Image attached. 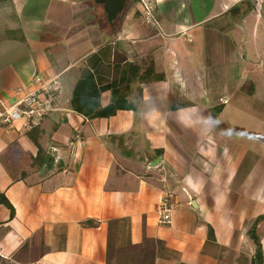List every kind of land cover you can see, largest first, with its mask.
<instances>
[{
    "label": "crops",
    "instance_id": "1",
    "mask_svg": "<svg viewBox=\"0 0 264 264\" xmlns=\"http://www.w3.org/2000/svg\"><path fill=\"white\" fill-rule=\"evenodd\" d=\"M151 4L155 26L137 0L114 19L98 0H0V107L57 81L40 94L47 113L37 126L0 125V199L13 210L0 202V264H251L252 228L264 264V162L210 143L223 132L206 125L207 112L225 110L188 58L197 37L243 31L246 18L257 37L264 0ZM106 45L162 79H134L130 110L85 118L71 108L73 91ZM186 92L188 106L169 105ZM193 98L204 103L189 108ZM166 194L174 210L163 226Z\"/></svg>",
    "mask_w": 264,
    "mask_h": 264
},
{
    "label": "rangeland",
    "instance_id": "2",
    "mask_svg": "<svg viewBox=\"0 0 264 264\" xmlns=\"http://www.w3.org/2000/svg\"><path fill=\"white\" fill-rule=\"evenodd\" d=\"M253 20L254 16L252 20L246 18V29L234 28L224 37L217 30H208L205 40L199 36L189 44L193 55L188 54V58L197 65L199 86L205 89L208 99L220 100L218 104L225 110L224 117L219 118L209 117L216 114L214 110L207 112L206 125L215 124L223 132H218L221 138L214 137L210 143L225 142L227 148L224 150L229 154L234 152L259 163L264 162V31L260 29L257 37L252 36ZM261 23L264 28V20ZM186 95L187 92L178 99L171 95L169 105L175 101L187 105ZM190 101L189 108H198L204 103L196 98ZM201 121L204 120H198L197 124ZM182 124L193 126L191 122L183 121Z\"/></svg>",
    "mask_w": 264,
    "mask_h": 264
},
{
    "label": "trees",
    "instance_id": "3",
    "mask_svg": "<svg viewBox=\"0 0 264 264\" xmlns=\"http://www.w3.org/2000/svg\"><path fill=\"white\" fill-rule=\"evenodd\" d=\"M110 51H113V58L105 61V55ZM119 56L122 57L121 60ZM95 57H97L96 69H93V72L89 69H84L81 72L82 75L74 88L71 99L72 110L85 118H109L119 110H130L131 106L127 103L124 94L134 79L137 78L140 82L146 83L162 79L160 74L155 73L152 65H147L141 72L139 66L127 62L124 56L109 45L104 46ZM105 73L109 75L106 78ZM103 80L106 84L103 83ZM106 91L110 92V100L107 105L102 106L100 95ZM0 202L10 207L6 199H0ZM11 213H13L12 208ZM249 236L256 245L251 264H263L254 228L249 231Z\"/></svg>",
    "mask_w": 264,
    "mask_h": 264
},
{
    "label": "built area",
    "instance_id": "4",
    "mask_svg": "<svg viewBox=\"0 0 264 264\" xmlns=\"http://www.w3.org/2000/svg\"><path fill=\"white\" fill-rule=\"evenodd\" d=\"M143 21L155 26L151 0H140ZM57 89V81L53 80L47 85L40 86L37 90L23 95L15 105L0 107V125L11 126L18 124L23 129L37 126L47 113V107L40 100V94ZM173 195L166 194L159 203L157 210V223L167 226L173 220Z\"/></svg>",
    "mask_w": 264,
    "mask_h": 264
},
{
    "label": "water",
    "instance_id": "5",
    "mask_svg": "<svg viewBox=\"0 0 264 264\" xmlns=\"http://www.w3.org/2000/svg\"><path fill=\"white\" fill-rule=\"evenodd\" d=\"M125 1L126 0H98V2L105 4L109 19L116 18V16L121 12Z\"/></svg>",
    "mask_w": 264,
    "mask_h": 264
}]
</instances>
